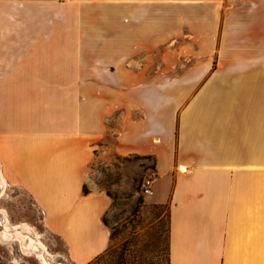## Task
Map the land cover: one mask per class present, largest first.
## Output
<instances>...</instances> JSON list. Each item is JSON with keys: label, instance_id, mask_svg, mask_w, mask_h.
<instances>
[{"label": "crops", "instance_id": "0c3cea01", "mask_svg": "<svg viewBox=\"0 0 264 264\" xmlns=\"http://www.w3.org/2000/svg\"><path fill=\"white\" fill-rule=\"evenodd\" d=\"M11 19L0 172L67 261L109 246L89 175L112 153L154 159L169 264H264V0H11Z\"/></svg>", "mask_w": 264, "mask_h": 264}, {"label": "rangeland", "instance_id": "374dc122", "mask_svg": "<svg viewBox=\"0 0 264 264\" xmlns=\"http://www.w3.org/2000/svg\"><path fill=\"white\" fill-rule=\"evenodd\" d=\"M21 14L17 21L26 20ZM13 20L11 0H0V53L3 55L8 52ZM0 66L4 71L11 69L8 62H0ZM109 125L113 126L114 122ZM101 156V160L91 165L89 178L111 199V208L103 217L110 242L107 250L91 264H169L167 207L148 203L150 196L142 194L144 181L149 178L154 181V159L121 158L112 153ZM0 192V233L5 225L12 228L25 224L31 228L29 236L40 241L50 255L48 262L71 264L65 259L62 241L47 232L41 212L27 194L8 183ZM138 204V211L134 212ZM0 264L43 263L19 242L6 239L0 242Z\"/></svg>", "mask_w": 264, "mask_h": 264}, {"label": "bare ground", "instance_id": "6f19581e", "mask_svg": "<svg viewBox=\"0 0 264 264\" xmlns=\"http://www.w3.org/2000/svg\"><path fill=\"white\" fill-rule=\"evenodd\" d=\"M6 181L4 180L1 172H0V188L6 185ZM1 193V192H0ZM11 229V231H9ZM31 228H29L25 224L17 225L12 228L5 225L4 230L0 233V242H3L6 239H10L11 241L19 242L22 247L26 250L34 252L36 256L40 259L43 264H51L48 262L49 254L47 253L43 244L31 238L30 235Z\"/></svg>", "mask_w": 264, "mask_h": 264}, {"label": "built area", "instance_id": "2783aa9c", "mask_svg": "<svg viewBox=\"0 0 264 264\" xmlns=\"http://www.w3.org/2000/svg\"><path fill=\"white\" fill-rule=\"evenodd\" d=\"M153 179H146L142 185V194L151 196L152 195Z\"/></svg>", "mask_w": 264, "mask_h": 264}, {"label": "trees", "instance_id": "16d2710c", "mask_svg": "<svg viewBox=\"0 0 264 264\" xmlns=\"http://www.w3.org/2000/svg\"><path fill=\"white\" fill-rule=\"evenodd\" d=\"M83 193H85V194H87V190H86V188H83ZM106 196L110 199V196H109V194H107L106 193ZM111 200V199H110ZM138 206H139V204L137 205V207L135 208V210H134V212H137L138 211ZM104 223V222H103ZM105 225V224H104ZM106 226V225H105ZM168 257H169V254H168ZM98 258V257H97ZM96 258V259H97ZM94 261V260H93ZM89 264H91V262L89 263Z\"/></svg>", "mask_w": 264, "mask_h": 264}]
</instances>
